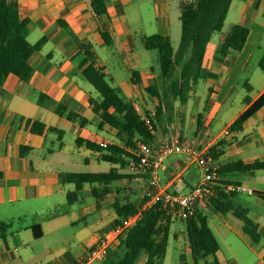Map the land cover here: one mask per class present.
I'll use <instances>...</instances> for the list:
<instances>
[{"label": "crops", "instance_id": "1", "mask_svg": "<svg viewBox=\"0 0 264 264\" xmlns=\"http://www.w3.org/2000/svg\"><path fill=\"white\" fill-rule=\"evenodd\" d=\"M91 1L17 0L19 19L33 24L27 42L33 45L44 41L28 58L32 74L27 83L14 74L0 83V221L24 217L28 224L27 228L12 230L4 241L0 239V264H105L82 263V258L115 226L114 204H136L129 197L139 187L142 197L144 175L131 173L128 164L122 168L102 160L107 148L89 150L75 144L76 139H82L100 147L101 141L109 140L110 146L130 153L117 141L115 129L100 125L103 112L96 102L97 94L79 76L88 64L102 68L136 113L150 120L154 135L151 147L157 148L166 140H195L199 148L209 149L223 140L226 145L214 159L217 170L236 161H264V105L237 132L227 128L248 105L242 99L241 107L232 113L225 107L237 87L245 90L244 83L253 93L252 97L245 95L251 102L264 91V73L257 67L264 54V0H231L221 30L211 35L206 46L201 77L181 101L174 102L170 115L156 114L159 100L145 91L157 81L158 55L145 49L141 39L160 34L167 36L173 47V38H180L181 0H103V16L93 13ZM233 24L248 29L245 44L239 51L221 53L225 34ZM103 30L111 38L110 47L101 37ZM200 82L206 90L203 101L194 97ZM39 93L47 98L45 104L38 100ZM59 104L87 123L80 125L59 116L55 112ZM200 108L208 110L207 117ZM219 113L227 119L221 121ZM33 123L43 126L41 132L31 131ZM51 128L62 132L60 139ZM67 137L69 142L65 141ZM121 158L126 160L123 154ZM186 161L165 164L159 172L160 185L181 194L192 188L196 178L190 181L183 176L189 166ZM100 162L109 164L106 172L113 170L124 177L105 186L84 184L77 200L68 203L66 194L74 190V185L64 183L63 174L106 173L95 171ZM80 167L92 169L79 171ZM219 174L221 185L214 198L220 204H229L231 210L221 214L209 204L198 209L203 216L208 210L220 215L219 220L205 216L219 249L214 257L201 259V264L213 259L218 264H264V170ZM227 184L244 186L253 193L232 194L225 189ZM93 188L99 199L93 196ZM46 214L49 216L30 221L34 215ZM245 225L258 233L257 242L244 231ZM186 253L191 256L189 248ZM191 264H195L192 256Z\"/></svg>", "mask_w": 264, "mask_h": 264}, {"label": "trees", "instance_id": "2", "mask_svg": "<svg viewBox=\"0 0 264 264\" xmlns=\"http://www.w3.org/2000/svg\"><path fill=\"white\" fill-rule=\"evenodd\" d=\"M230 3L231 0H181L179 3L180 38L176 49H173L167 36L152 34L141 39L145 49L155 50L158 55L157 81L145 89L150 96L159 100V105L155 110L156 114L165 112L170 115L174 102L181 101L188 89L197 83L203 73L202 61L206 46L211 35L221 30ZM91 8L96 16H103L106 13L103 0H92ZM32 26V22L28 19H19L17 0H0V83L8 74H14L23 83L28 82L32 74L28 58L34 51L40 49L44 41L41 39L33 45L27 42L26 38ZM100 34L104 44L110 47L112 41L108 32L103 30ZM247 35L246 27L238 24L231 25L221 45V53H226L228 50H241ZM85 56H90V54L85 52ZM83 63H86V59ZM257 67L264 73V54L258 60ZM79 76L88 82L97 94L96 102L103 112L100 125L107 124L115 129V137L123 147L133 148L134 142L137 140L145 144H150L153 141L152 126L150 127L141 119L133 105L121 95L119 88L110 84L102 68L88 64L79 72ZM244 88L250 92L247 83H244ZM37 95L41 104L47 102V98L43 94ZM243 103L248 107L228 126L229 132L240 131L245 120L264 105V91L253 102L248 96H245ZM55 112L80 125L87 123L78 114L67 111L63 105H57ZM42 128L41 124L33 123L31 131L39 133ZM51 130L56 131L58 138H61V131L53 128ZM75 144L89 150L101 149V147L82 139H76ZM225 145L223 140H219L215 146L209 148L213 159L222 152ZM107 152L108 154L102 156L101 159L109 163H118L122 168L127 166L128 159L131 158L130 153L116 146H109ZM121 154L126 157V160L121 158ZM113 156H119V158ZM258 170H264V161L247 164L236 161L218 169L219 173ZM122 177L124 176L113 170L96 174L65 173L63 182L74 185V190L66 194L67 202L74 203L77 200L78 191L84 184L105 186ZM92 194L96 199L100 198L94 188ZM214 196L211 197L208 204L215 212L224 214L231 210L229 204H220L218 198H214ZM224 197H227L226 194ZM113 208L116 215L115 225L137 211V206L131 202L116 203ZM47 216L49 215H34L30 221L35 222ZM26 221L24 217L0 221V239L4 241L12 230L27 228ZM170 222V218L165 217L164 212L157 205L144 210L141 217L127 231L117 246L108 251L104 260L105 264H136L142 253H144L142 264L161 262L166 252ZM183 222L188 248L195 264L198 260L208 256L214 257L219 246L205 216L196 210L194 216L183 220ZM243 229L254 243L258 241L259 235L253 228L245 225ZM203 264H218V262L213 259L211 263L204 262Z\"/></svg>", "mask_w": 264, "mask_h": 264}, {"label": "built area", "instance_id": "3", "mask_svg": "<svg viewBox=\"0 0 264 264\" xmlns=\"http://www.w3.org/2000/svg\"><path fill=\"white\" fill-rule=\"evenodd\" d=\"M141 119L151 127L148 118ZM109 140L99 143L102 149L110 146ZM131 158L128 159V169L135 175H144L146 185L141 205L135 214L122 219L119 224L100 238L84 255L82 263L89 261H104L108 251L114 249L127 231L141 217L144 210L159 206L165 217L186 220L194 216L196 210L204 208L216 188L221 185L220 174L214 165V159L209 149L199 148L195 140H166L157 148L140 141L134 142V147L128 149ZM171 155H184L188 165L197 169L198 175L192 188L186 193H175L159 183V172L164 168V161ZM225 189L232 193L252 194L253 191L241 185H226Z\"/></svg>", "mask_w": 264, "mask_h": 264}, {"label": "rangeland", "instance_id": "4", "mask_svg": "<svg viewBox=\"0 0 264 264\" xmlns=\"http://www.w3.org/2000/svg\"><path fill=\"white\" fill-rule=\"evenodd\" d=\"M132 7H129V19L132 20ZM229 21V19H228ZM228 21H226L224 23V29L226 30V28L228 27ZM229 29V28H228ZM228 31V30H227ZM173 37V36H172ZM179 40L173 38V48L175 49L178 45ZM152 54L155 55L154 52H152ZM257 74L262 75L260 73V71H257ZM110 82V81H109ZM254 82V81H253ZM256 87V86H255ZM245 95H248L249 97H252L253 93L251 92H247L244 89H241L240 87H237L232 95L230 97H228L227 99V103L225 105L226 110L229 113H232V111H236L237 109H239L242 105V99ZM195 99L197 100L198 98L203 101L206 98V90H204V87L202 86V82H200L199 86L196 87V91H195ZM203 106V103L201 105V107ZM199 111L203 114L204 118L207 117V109L205 111H203L202 108L199 109ZM217 118H221V121H225L227 119V117H224L223 113H219L217 115ZM216 118V119H217ZM215 119V120H216ZM214 120V121H215ZM220 121V120H218ZM90 129H92L90 127ZM65 141L69 142V138L67 137L65 139ZM186 160V157L184 155H171L169 156L167 159H165L164 161V165L168 164V163H172V162H178L181 160ZM187 162V161H186ZM99 166H95V171H99V172H106L107 166L109 165L106 162H100ZM92 168H84V167H80L78 168L79 171H88ZM198 175V171L196 168H194L193 166L189 165L188 168L185 170L183 176L185 178H187L188 180L192 181L194 180ZM141 184H144L145 182V178L141 179ZM142 187L138 188V192L136 194H132L130 195L129 199H133L135 202L136 206L139 207L141 205V192H142ZM143 190H145V186H143ZM144 195V191L142 196ZM132 196V197H131ZM135 196V197H134ZM204 215L208 217L209 220H219L220 215H215V213H213L212 211L208 210L204 212ZM171 222L169 223V228H168V234H167V249H166V253H165V257L163 259V261L159 262L162 264H179L180 263H185V264H191V256L186 253V251H188V241H187V237H186V230H185V225L184 222L181 220H178L176 218L170 219ZM181 254V255H180ZM144 258V253L141 254L139 260L137 261L136 264H139ZM198 263H202V260H198Z\"/></svg>", "mask_w": 264, "mask_h": 264}]
</instances>
